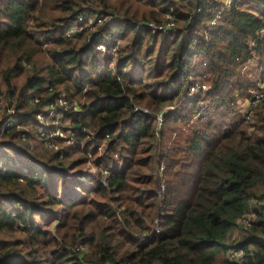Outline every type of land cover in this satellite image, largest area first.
Instances as JSON below:
<instances>
[{
    "label": "trees",
    "instance_id": "trees-1",
    "mask_svg": "<svg viewBox=\"0 0 264 264\" xmlns=\"http://www.w3.org/2000/svg\"><path fill=\"white\" fill-rule=\"evenodd\" d=\"M218 5L0 0V98L22 117L0 135V148L22 162L0 172V264H216L234 248L244 251L241 263L225 264H264V198L255 192L264 187V100L251 121L234 104L255 85L245 65H264V0L233 1L207 31ZM103 14L119 22L65 35L79 16ZM168 14L175 31L151 33ZM203 83L206 92L183 101ZM63 94L74 143L33 149L36 115ZM135 105L176 108L157 135L156 119L133 113ZM91 156L110 171L106 186L100 175L82 185ZM161 164L164 192L152 176ZM79 185L80 196L70 189Z\"/></svg>",
    "mask_w": 264,
    "mask_h": 264
},
{
    "label": "built area",
    "instance_id": "built-area-1",
    "mask_svg": "<svg viewBox=\"0 0 264 264\" xmlns=\"http://www.w3.org/2000/svg\"><path fill=\"white\" fill-rule=\"evenodd\" d=\"M233 1L235 0H222L221 1V9L218 11L217 15L214 17V19L210 22V24L207 27V31H210L214 25L217 22V19L221 16V14L224 12V10L231 7ZM217 3V2H216ZM172 6H169L171 8ZM117 22L116 19H113L110 15H99V16H79L67 29H65V35L67 37H72L74 34L80 32L83 28H89L90 30H95L98 26L103 25L105 23H113ZM176 26V23L174 21V17L171 14L166 15V21L163 23H151L149 24V29L151 33L155 34L158 32H165L173 30ZM264 32V29L262 30ZM97 49L100 51H105L106 47L105 44L100 43L97 46ZM111 53H115V49H111ZM264 73V69L261 70ZM208 90V86L206 84H195L190 87L188 90V96L185 98H191L196 96L200 92H206ZM249 104L247 111L244 114V118L247 121H251L253 119V114L256 108L262 103L264 100V83H259L256 85L252 90H250V96L248 98ZM35 102H38V99L35 100ZM8 104L5 103L0 98V112H5L4 114L7 116L5 121L2 123L0 128V135L3 134L6 130H11L12 128H20L19 123L22 121V117L16 116L15 111L9 107H7ZM69 108V102L66 99L65 95H60L56 101L49 103L45 108V113H39L36 115V121L38 123L37 126V138L41 143L49 150H59L61 149L58 144V140H63V143L65 144H73L74 143V135L71 131H67L64 129V120L66 111ZM206 108V105L203 106V109ZM172 109L170 106H166L162 111L153 114L149 109L142 107L140 105H135L133 113H142L144 115L153 116L156 119L157 128L160 129L162 125L164 124V117L165 113ZM65 130L68 132V134L65 132ZM81 133L90 135L91 132L83 128L80 130ZM109 137V136H107ZM22 140L24 142H27L28 140L26 137H22ZM33 142L30 143V147L34 149ZM62 150V149H61ZM86 170L83 173V183L82 185L88 184V177H93V175L97 172V169L92 166L90 161L86 164ZM165 171V166L161 164L157 168H155L152 172V176L156 177L157 180L162 182L160 184V191L164 192L165 186L164 181L162 179V174ZM110 171L107 169H102L100 176L101 181L99 182L102 185H107V176H109ZM88 180V181H87ZM87 183L85 184V182ZM264 204V202H263ZM257 220V214L252 212L249 214H246L242 218V223L246 225L247 227H250L255 221ZM156 232H159V229L156 227ZM147 236H143L142 240L146 239ZM228 259L231 262L235 263H241L243 257H244V251L241 248H234L231 249L227 253Z\"/></svg>",
    "mask_w": 264,
    "mask_h": 264
},
{
    "label": "rangeland",
    "instance_id": "rangeland-1",
    "mask_svg": "<svg viewBox=\"0 0 264 264\" xmlns=\"http://www.w3.org/2000/svg\"><path fill=\"white\" fill-rule=\"evenodd\" d=\"M211 1H213V2H217L216 4H219L220 6H221V1L222 0H211ZM248 1H250L252 4H253V6L254 7H257L256 6V4H257V2H259V0H248ZM218 5V6H219ZM221 9V8H220ZM166 18V17H165ZM214 19V18H213ZM212 19V20H213ZM211 20V21H212ZM166 21V20H165ZM117 22H119V21H117ZM117 22H113V23H110V24H112V25H114L115 23H117ZM210 24V23H209ZM208 24V25H209ZM208 27V26H207ZM175 28H176V26H175ZM175 28L173 29V30H170V31H165L166 33H171V32H173V31H175ZM155 43H156V40L154 39V38H150V41H149V46L150 47H154L155 46ZM113 49H115V52H116V48H113ZM264 69V65H260L259 64V61H258V59L257 58H252L246 65H245V67L243 68V70H242V74H248L249 75V78L254 82V86L252 87V88H254L256 85H258L259 83H264V73H263V71H261V70H263ZM203 84H206L207 86H208V84L207 83H203ZM252 88H250V90H252ZM190 89V87L188 88V90ZM208 89H209V86H208ZM188 90H187V92H186V95H185V97H187L188 95ZM250 90H249V96H250ZM184 97V99H183V101H186V100H188V99H190V98H185ZM195 97V96H194ZM236 100H235V111H236V113H238V114H240L242 117H244V114H245V112L247 111V108H248V104H249V100H248V98L249 97H247V98H245V97H240L239 96V94L237 93L236 94ZM191 98H193V97H191ZM206 105V107H207V104L206 103H203V104H201L200 105V108H201V110H204L203 109V106H205ZM168 107V106H167ZM170 107L172 108V109H169V110H174L175 108H176V106H171L170 105ZM168 110V111H169ZM64 126H67V123H65L64 124ZM27 127V126H26ZM31 127V129L32 130H34L35 128L34 127H32V126H30ZM156 127H157V124H156ZM161 129V128H160ZM160 129H158L157 128V130H158V134L157 135H159V133H160ZM65 132L68 134V132L65 130ZM69 135V134H68ZM37 144H40L42 147H43V144L41 143V141H39L38 139H37V141H34L33 142V145L32 146H34V148H35V145H37ZM65 145V144H64ZM64 145H62V144H60V148H62V147H64ZM63 149V148H62ZM92 156H91V158H90V163L92 164V166L93 167H95L96 169H97V172L93 175V177H88V184L87 185H84V187H88L89 185H92L93 183L95 184V181H94V179H96L99 175H100V173H101V171H102V169L101 170H99L96 166H94L93 165V162H92ZM22 161H24V160H22ZM22 164V162H21V159H19L18 158V156H16V155H7V153L3 150V149H1L0 148V172L1 173H3V172H5V170L8 168V167H11V168H18V167H20V165ZM164 166H165V164H163ZM86 165L82 168V175H83V173H84V171L86 170ZM165 170H166V166H165ZM165 172L166 171H164L163 172V174H162V179H163V181H164V186H166L165 185V180H166V174H165ZM83 178V177H82ZM82 178H81V182L83 183V180H82ZM79 179V178H78ZM155 179H157L156 177H155ZM87 181L85 182V184L87 183ZM93 182V183H92ZM77 184H79V183H77ZM83 187V188H84ZM72 191H73V194H75V195H78V196H80L81 195V193H82V187L79 185V186H71V188H70ZM159 191H160V187H159ZM161 192V191H160ZM255 192H256V194L259 196V197H263L264 198V187H258V188H256L255 189ZM162 201H163V198L162 197H160V202L162 203ZM240 236H238V232L237 233H235L234 234V237H233V239L234 238H236V239H238ZM227 258H228V256H227V254H224V255H221V256H219L217 259H216V264H225L226 263V261H227Z\"/></svg>",
    "mask_w": 264,
    "mask_h": 264
}]
</instances>
